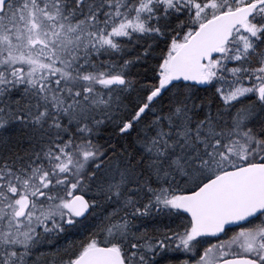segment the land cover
Listing matches in <instances>:
<instances>
[{
	"label": "snow or ice",
	"instance_id": "obj_1",
	"mask_svg": "<svg viewBox=\"0 0 264 264\" xmlns=\"http://www.w3.org/2000/svg\"><path fill=\"white\" fill-rule=\"evenodd\" d=\"M0 264H264V0H0Z\"/></svg>",
	"mask_w": 264,
	"mask_h": 264
}]
</instances>
